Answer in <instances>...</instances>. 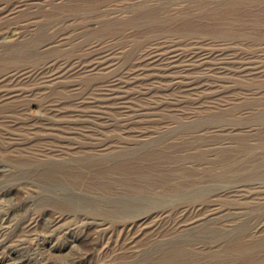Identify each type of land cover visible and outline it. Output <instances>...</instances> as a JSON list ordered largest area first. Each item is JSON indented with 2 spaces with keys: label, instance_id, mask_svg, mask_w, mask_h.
I'll list each match as a JSON object with an SVG mask.
<instances>
[{
  "label": "rangeland",
  "instance_id": "374dc122",
  "mask_svg": "<svg viewBox=\"0 0 264 264\" xmlns=\"http://www.w3.org/2000/svg\"><path fill=\"white\" fill-rule=\"evenodd\" d=\"M0 264H264V0H0Z\"/></svg>",
  "mask_w": 264,
  "mask_h": 264
}]
</instances>
